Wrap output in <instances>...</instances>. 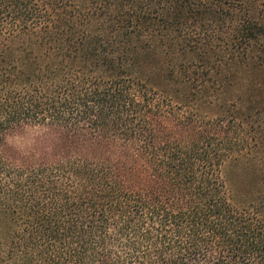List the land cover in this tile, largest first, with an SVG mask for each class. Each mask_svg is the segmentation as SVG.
Instances as JSON below:
<instances>
[{
    "label": "trees",
    "instance_id": "trees-1",
    "mask_svg": "<svg viewBox=\"0 0 264 264\" xmlns=\"http://www.w3.org/2000/svg\"><path fill=\"white\" fill-rule=\"evenodd\" d=\"M0 264H264V0H0Z\"/></svg>",
    "mask_w": 264,
    "mask_h": 264
},
{
    "label": "rangeland",
    "instance_id": "rangeland-1",
    "mask_svg": "<svg viewBox=\"0 0 264 264\" xmlns=\"http://www.w3.org/2000/svg\"><path fill=\"white\" fill-rule=\"evenodd\" d=\"M147 71H149V68L147 66L142 67L141 69L142 73H145ZM228 173H229L228 178L232 187L233 195H242L241 192L244 184H241L240 179H238L235 176V174L232 171H230V169H228Z\"/></svg>",
    "mask_w": 264,
    "mask_h": 264
}]
</instances>
